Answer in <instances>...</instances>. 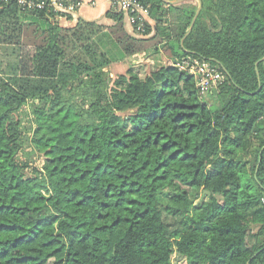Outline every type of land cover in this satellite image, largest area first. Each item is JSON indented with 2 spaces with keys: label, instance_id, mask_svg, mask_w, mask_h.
Listing matches in <instances>:
<instances>
[{
  "label": "trees",
  "instance_id": "16d2710c",
  "mask_svg": "<svg viewBox=\"0 0 264 264\" xmlns=\"http://www.w3.org/2000/svg\"><path fill=\"white\" fill-rule=\"evenodd\" d=\"M138 1L144 37L0 2V264H264V0H201L186 38L196 0ZM191 56L226 76L204 100Z\"/></svg>",
  "mask_w": 264,
  "mask_h": 264
},
{
  "label": "built area",
  "instance_id": "2783aa9c",
  "mask_svg": "<svg viewBox=\"0 0 264 264\" xmlns=\"http://www.w3.org/2000/svg\"><path fill=\"white\" fill-rule=\"evenodd\" d=\"M80 1V0H79ZM112 11L123 14L126 24L130 27L132 35L144 37L147 24L151 23L149 8L144 7L138 0H107ZM0 2H15L23 9L35 10L52 7L56 12L75 10L78 5H65L64 2L51 0L48 4L44 1L35 0H0ZM174 67L181 72L190 74L196 81V88L201 100L207 98L212 92L218 91L225 83L226 76L218 67L206 60L196 57H186L174 62Z\"/></svg>",
  "mask_w": 264,
  "mask_h": 264
},
{
  "label": "crops",
  "instance_id": "0c3cea01",
  "mask_svg": "<svg viewBox=\"0 0 264 264\" xmlns=\"http://www.w3.org/2000/svg\"><path fill=\"white\" fill-rule=\"evenodd\" d=\"M73 5H78L75 10L58 11L60 14L56 17L57 23L63 28H73L78 25L81 20L96 21L98 24L111 26L113 21L106 17V13L112 11L110 4L107 0H69ZM65 3V2H64ZM65 4V5H71ZM125 21V18H124ZM125 27L129 34L132 35L130 27L127 26L125 21ZM13 49L8 46H0V63L1 69L7 73L8 62L14 59ZM141 55V56H140ZM139 56V57H138ZM132 63H149L147 55H135L128 59ZM156 69L153 67L152 70ZM151 70V71H152Z\"/></svg>",
  "mask_w": 264,
  "mask_h": 264
},
{
  "label": "rangeland",
  "instance_id": "374dc122",
  "mask_svg": "<svg viewBox=\"0 0 264 264\" xmlns=\"http://www.w3.org/2000/svg\"><path fill=\"white\" fill-rule=\"evenodd\" d=\"M148 59L150 60V64L142 62L140 66H137V64H134L127 59L123 62L111 64L107 68V71H109L112 77H116L118 75L126 74L127 70L130 67L134 66L135 70L140 72V74L144 76V74L150 72L153 67L157 68L158 66L164 64V62L162 63L163 58L160 55H150L148 56ZM201 198L207 200L208 196L203 195ZM173 264H185V262L178 254H175L173 257Z\"/></svg>",
  "mask_w": 264,
  "mask_h": 264
},
{
  "label": "water",
  "instance_id": "95a60500",
  "mask_svg": "<svg viewBox=\"0 0 264 264\" xmlns=\"http://www.w3.org/2000/svg\"><path fill=\"white\" fill-rule=\"evenodd\" d=\"M163 1H164L165 3H167V4H170V5H176V4H180V3L184 2V1H187V0H173V1H171V0H163ZM196 1L198 2V9H197V11H196L195 17H194V19H193V21H192V24H191V26H190V29H189L187 35L185 36V38L191 33V31H192V29H193V27H194V24H195V22H196V20H197V18H198V16H199L201 10H202V6H203V5H202L201 0H196ZM263 60H264V59H263ZM224 71H225L226 74H228V72L226 71V69H224Z\"/></svg>",
  "mask_w": 264,
  "mask_h": 264
}]
</instances>
